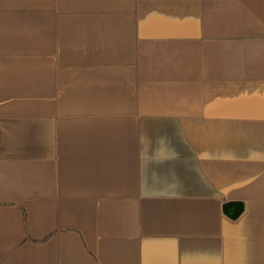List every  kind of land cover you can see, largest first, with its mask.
Instances as JSON below:
<instances>
[{
	"label": "crops",
	"instance_id": "1",
	"mask_svg": "<svg viewBox=\"0 0 264 264\" xmlns=\"http://www.w3.org/2000/svg\"><path fill=\"white\" fill-rule=\"evenodd\" d=\"M0 264H264V0H0Z\"/></svg>",
	"mask_w": 264,
	"mask_h": 264
}]
</instances>
